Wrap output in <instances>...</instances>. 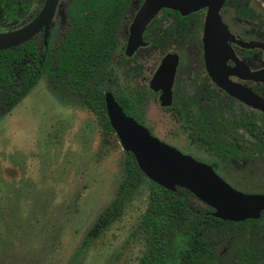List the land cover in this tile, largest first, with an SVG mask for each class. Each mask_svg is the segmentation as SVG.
<instances>
[{
  "label": "rangeland",
  "instance_id": "obj_1",
  "mask_svg": "<svg viewBox=\"0 0 264 264\" xmlns=\"http://www.w3.org/2000/svg\"><path fill=\"white\" fill-rule=\"evenodd\" d=\"M66 4L61 0L51 23L52 52L62 42L58 29L65 22ZM38 7L37 0H0V30L22 25ZM37 40L40 46V36ZM161 53L150 46L140 49L136 64L143 54H149L151 64L143 66V75L132 86L126 82V69L117 63L118 51L94 68L81 93L71 90L66 76L50 85L42 77L0 116V264H156L155 257H160L159 264H264V214L243 225H210L209 218L192 209L203 207L193 195H188L192 207L184 206L181 216L167 206L161 248L149 255L150 242L139 224L149 201L151 181L145 175L113 220L82 246L84 235L128 175L127 153L115 133L104 137L95 111L101 109L106 90L118 97L137 93ZM137 103L157 135L200 161L213 159L172 132V121L154 96ZM232 109L248 111L240 104ZM244 145L252 150V160H238L236 166L225 162L222 172L227 177L219 174L240 191L264 193V146L260 150L249 137ZM171 192L165 194L171 198ZM194 237L200 244L189 249Z\"/></svg>",
  "mask_w": 264,
  "mask_h": 264
},
{
  "label": "flooded vegetation",
  "instance_id": "obj_2",
  "mask_svg": "<svg viewBox=\"0 0 264 264\" xmlns=\"http://www.w3.org/2000/svg\"><path fill=\"white\" fill-rule=\"evenodd\" d=\"M65 1L67 3L65 22L63 28L58 29L61 41L63 38L66 44L70 41L74 43L79 37L83 44L87 42L88 32L95 36H104L107 32V35L112 38L109 42L110 52L121 53L117 63L122 69H126V82L129 86H132V81L140 74L143 75V66L151 64L149 54L140 55L139 64H136L134 58L137 53H140V49L150 46L163 50L153 72L144 80L146 85L142 84L137 93L118 97L109 90L105 91L111 92L123 111L145 126L152 135L169 145L179 147L157 135L153 124L143 118L144 111L137 102L154 96L158 107L172 121V132L178 136H185L188 144L195 143L212 155L213 159L205 163L212 166L219 176V172L223 174L222 168L225 162L229 161L236 166L238 160L242 163L252 160L248 157L252 154V150L244 145L247 137L255 139L256 146L260 150L263 149L264 112L230 95L217 82V80L227 79L251 91L256 98L264 100V25L262 21L264 3L262 1L222 0L217 9L220 23H216V8L213 5H216L219 0H208L214 9V20L210 24L211 37L221 38L226 36L228 31L233 37L245 43H254L252 46H245L228 39V50L213 46L209 55V65L206 61L203 40L207 5L188 13H181L171 7H161L143 30L142 37L146 44L137 47L132 54L128 55L125 50L130 26L144 0ZM44 2L45 0H37L39 7L22 25L0 30V32L14 30L31 21L39 13ZM60 2L61 0H57L46 41L43 40V28L34 35L41 37L44 46L47 45L48 40L51 42V36H49L51 23ZM70 37L71 40H69ZM122 37L124 39L119 41L118 38ZM60 44L61 42L54 45V51ZM110 52L106 62L102 61L96 66L107 64ZM168 54L171 55L169 60L176 58V65L170 82L168 104H161L162 85L166 86L167 81L155 82L156 89L151 86V81L163 58ZM164 101H167V98ZM235 104H240L248 111L233 110ZM235 111L239 112V115H236ZM227 173L233 172L228 170Z\"/></svg>",
  "mask_w": 264,
  "mask_h": 264
},
{
  "label": "water",
  "instance_id": "obj_3",
  "mask_svg": "<svg viewBox=\"0 0 264 264\" xmlns=\"http://www.w3.org/2000/svg\"><path fill=\"white\" fill-rule=\"evenodd\" d=\"M221 1L213 5L216 8V23H220L217 9ZM56 4L57 0H45L39 13L31 21L14 30L0 32V50L24 43L41 28L45 42ZM204 5L208 6L203 37L207 65L210 64L212 47L218 46L228 50V39L245 46L254 44L233 37L227 30L226 36L211 37L210 24L214 20V9L208 0H144L131 23L126 53L130 55L137 47L146 44L142 37L143 30L161 7H171L181 13H188ZM170 56L168 54L163 58L151 81V86L155 89L157 82L167 81L166 86L162 85L161 104H168L170 98V82L176 65V58L169 60ZM217 82L230 95L264 112V100L256 98L251 91L227 79ZM166 98L167 101H164ZM104 107L109 124L123 150L133 155L138 168L150 181L170 191H175L177 187L187 189L198 200L212 208L209 212L211 216L224 221L258 219L261 213H264V193H248L232 187L209 164L161 141L132 116L127 115L109 91L104 93Z\"/></svg>",
  "mask_w": 264,
  "mask_h": 264
},
{
  "label": "trees",
  "instance_id": "obj_4",
  "mask_svg": "<svg viewBox=\"0 0 264 264\" xmlns=\"http://www.w3.org/2000/svg\"><path fill=\"white\" fill-rule=\"evenodd\" d=\"M37 38L38 36H34L24 43L0 50V116L7 113L42 77L50 85L57 81L59 76H66L71 90L75 93H81L85 80L93 72L96 65L102 61L106 62L111 47L109 42L112 41L107 32L104 36H95L88 32L86 43L82 44L79 37H77L76 42L72 43L70 41L68 44L63 39L56 51L52 52L49 47V40L47 45L44 46L40 37L39 46ZM69 40H71V37ZM101 101V109H97L95 112L100 119L102 132L106 138L109 133H114V131L106 116L104 102ZM87 103L92 106L91 101L87 100ZM125 152L127 153L126 167L128 175L119 185L115 198L100 211L96 220L84 235L83 247L113 220L114 216L120 212L125 197H128L140 182L143 173L138 168L133 155L128 151ZM167 191L151 181L148 207L139 223L150 242L149 255H154L161 248L162 240L159 237V232L164 226V214L167 206H173L174 211L180 216L183 215L184 206L192 207L188 201V195L192 194L187 189L177 187L175 191L171 192L172 199L165 194ZM201 203L203 207H192V209L199 215L209 218L210 225L225 222L211 216L209 212L212 208L203 202ZM254 220L256 219H246L234 222V224L243 225ZM198 244H200V241L194 237L189 249H193ZM154 260L156 264H159L160 257H155Z\"/></svg>",
  "mask_w": 264,
  "mask_h": 264
}]
</instances>
